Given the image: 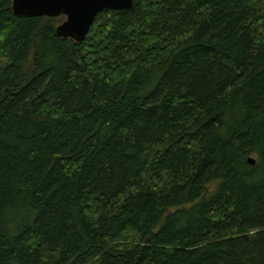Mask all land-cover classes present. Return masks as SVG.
I'll return each instance as SVG.
<instances>
[{"label":"trees","instance_id":"trees-1","mask_svg":"<svg viewBox=\"0 0 264 264\" xmlns=\"http://www.w3.org/2000/svg\"><path fill=\"white\" fill-rule=\"evenodd\" d=\"M12 4L0 264H264V0H134L83 42Z\"/></svg>","mask_w":264,"mask_h":264},{"label":"water","instance_id":"water-1","mask_svg":"<svg viewBox=\"0 0 264 264\" xmlns=\"http://www.w3.org/2000/svg\"><path fill=\"white\" fill-rule=\"evenodd\" d=\"M133 4L134 0H13L12 9L18 17L64 16L66 20L57 27V35L83 42L101 12L130 10ZM249 163L255 165L256 160L250 158Z\"/></svg>","mask_w":264,"mask_h":264},{"label":"rangeland","instance_id":"rangeland-1","mask_svg":"<svg viewBox=\"0 0 264 264\" xmlns=\"http://www.w3.org/2000/svg\"><path fill=\"white\" fill-rule=\"evenodd\" d=\"M55 19V24L56 25H60L61 23H63L66 20V17L62 16V17H58V18H53ZM253 159H255V157H252Z\"/></svg>","mask_w":264,"mask_h":264}]
</instances>
